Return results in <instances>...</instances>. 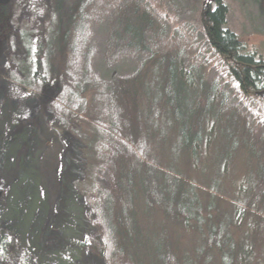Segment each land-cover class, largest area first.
<instances>
[{
  "label": "rangeland",
  "instance_id": "rangeland-1",
  "mask_svg": "<svg viewBox=\"0 0 264 264\" xmlns=\"http://www.w3.org/2000/svg\"><path fill=\"white\" fill-rule=\"evenodd\" d=\"M147 1L160 4L159 0ZM160 1L168 15L163 26L155 30L153 50L163 52L183 34L179 42L193 55V47L204 43L203 29L207 34L200 8L209 7L210 0ZM222 2L227 7L225 26L246 50L264 62V0ZM49 6L50 0H0V230L6 232L8 243L13 241L10 253L0 257V264H104L87 246L99 234L89 202L68 187L72 180L81 184L91 164L86 160L87 147L76 149V132L71 130L82 127L91 137L101 123V129L108 131L110 114L114 113L108 102L110 81L112 77L133 75L143 56L131 53L114 61L106 58L107 17L95 16L90 21L89 44L82 45L84 60L91 56L90 66L86 71L82 65V76L77 75L79 81L73 86L79 92V102L70 101V89L56 88L57 94L53 93L55 88L43 89L37 80L26 76V47L20 33L30 31L31 39L35 32L40 34ZM199 19L202 28L196 24ZM185 23L192 28L188 26L182 32ZM191 40L197 44L191 45ZM57 59L51 62L57 63ZM169 69L168 59L162 55L158 62H148L136 77L132 90L136 100L132 105L140 115L147 149L133 150L132 174L124 179L131 180L134 211L139 209V225L147 226L144 232L148 237L153 235L160 241L165 235L163 230L168 229L167 236L180 251H192L213 225L227 223L222 216L232 210L231 200L237 199L247 171L256 170L258 157L254 155L256 150L252 152L245 146L239 127L241 117L237 115L236 123L226 113L215 128L216 137L201 140L203 128L196 130L191 122L197 119L203 123L205 116L194 109L193 90L185 88ZM86 75L92 76L89 83H84ZM203 77L207 84L222 79L219 68L212 66L204 70ZM52 99L60 102L59 109L52 108ZM208 113L215 117L217 109L209 107ZM252 127L256 134L263 131L260 125ZM79 145L86 144L81 141ZM98 168L101 187H108L111 181L105 175L110 170L107 161ZM210 187H218L219 191L209 195L213 192ZM170 204L182 205L190 213L194 219L191 228L162 216ZM244 220L237 229L229 225L236 240L240 231H246V224L242 228ZM211 250L209 254L214 256ZM190 257L191 264H198L193 255ZM208 264H217V260Z\"/></svg>",
  "mask_w": 264,
  "mask_h": 264
},
{
  "label": "trees",
  "instance_id": "trees-1",
  "mask_svg": "<svg viewBox=\"0 0 264 264\" xmlns=\"http://www.w3.org/2000/svg\"><path fill=\"white\" fill-rule=\"evenodd\" d=\"M157 2L160 4H152L147 0H50L51 9L41 33L35 32L34 39H31L30 31L23 30L20 33L26 47V76L37 80L45 90L55 88L53 93L56 94V88L70 89L72 103L79 102V92H75L73 86L82 76L81 67L86 66L87 71L90 66L91 56H85L84 60L82 45L89 44L90 21L95 16L107 17L109 34L106 58L110 57L114 61L121 55L131 53L143 56L133 75L126 78L112 77L110 81L108 102L112 104L114 113L110 114L108 131L101 129V123L95 127L96 133L91 137L82 127L71 130L72 133L76 132V149L84 150L87 147L89 155L86 160L91 162L87 169L90 173H87L81 184L72 180L68 185L89 202L94 222L99 227V234L92 237L87 246L103 259L104 264H191L190 255L198 264H208L214 260H217V264H264V98L255 95L256 91L264 89V62L246 50L237 35L225 26L227 7L222 0H215L205 15L207 34L203 29L204 43L198 45L200 47H193V55L185 44L179 42L185 37L183 34L179 39L176 37L177 43L172 47L157 53L153 50L157 38L155 30L163 26L168 15L162 2ZM201 11L204 8H200ZM196 24L202 28L200 19ZM188 26L192 28L185 23L182 32ZM193 35L197 37L198 33L193 31ZM190 43L194 45L197 41L191 40ZM230 53L243 64L241 68L231 67L224 61V56ZM162 55H166L171 73L181 79L185 88L193 90L194 109L200 116H205L203 123L197 119L191 122L196 130L203 128L201 140L209 141L216 137L215 128L221 124L220 120L226 113L236 123L237 115L241 117L239 123L242 126L239 127L244 134L245 146L250 147L252 152L256 150L254 155L258 157L256 170L247 171L239 185L237 199L231 200L232 210L222 216L228 219L227 223L224 222L223 226L220 224L221 230L218 229L220 225H213L192 251H180L167 236L168 229L163 230L165 235L160 241H156L153 235L148 237L144 232L147 226L139 225V209L134 211L136 207L130 190L131 180H125L132 174L130 155L134 154L133 150L147 149L146 137L141 134L140 115L132 105L136 100L132 90L136 87V77L146 64L158 62ZM55 58H58L57 63H52ZM211 66L219 68L221 80L225 83L221 80L206 83L203 72ZM91 77L86 75L84 83H89ZM51 105L56 109L61 107L60 102L54 99ZM209 107L217 109L215 117L209 115ZM253 124L260 125L262 133L256 134ZM81 141L86 145L80 147ZM103 161L109 165L110 170H106L105 175L111 181L105 188L101 187L97 178L100 170L98 166ZM210 188L213 192L209 195L219 191L218 187ZM194 210L195 207L192 208ZM162 212L166 220L171 217L173 222H178L184 228H191L194 223L193 217L182 205L178 207L170 204ZM242 220L245 221L242 228L244 230L246 224V231H240V237L236 240L233 238L235 231L232 233L229 225L237 229ZM8 238L6 232L0 230L1 258L10 253L9 247L13 245L12 240L8 243ZM211 249L214 250V256L209 254Z\"/></svg>",
  "mask_w": 264,
  "mask_h": 264
},
{
  "label": "flooded vegetation",
  "instance_id": "flooded-vegetation-1",
  "mask_svg": "<svg viewBox=\"0 0 264 264\" xmlns=\"http://www.w3.org/2000/svg\"><path fill=\"white\" fill-rule=\"evenodd\" d=\"M213 4H215V0H210L209 1V9L213 6ZM208 29V28H207ZM224 60L226 61V63L234 68H241L243 66L242 63H240L239 61L235 60L232 56V54L230 53L229 55L224 56Z\"/></svg>",
  "mask_w": 264,
  "mask_h": 264
},
{
  "label": "water",
  "instance_id": "water-1",
  "mask_svg": "<svg viewBox=\"0 0 264 264\" xmlns=\"http://www.w3.org/2000/svg\"><path fill=\"white\" fill-rule=\"evenodd\" d=\"M208 10H209V7L207 5L206 6V9L202 12V17H201L202 20H204V16L207 14ZM203 25H204L205 29L207 30V25H206L205 22H203ZM255 95L264 98V89L263 90H260V91H256L255 92Z\"/></svg>",
  "mask_w": 264,
  "mask_h": 264
},
{
  "label": "bare ground",
  "instance_id": "bare-ground-1",
  "mask_svg": "<svg viewBox=\"0 0 264 264\" xmlns=\"http://www.w3.org/2000/svg\"><path fill=\"white\" fill-rule=\"evenodd\" d=\"M262 98V97H261Z\"/></svg>",
  "mask_w": 264,
  "mask_h": 264
}]
</instances>
